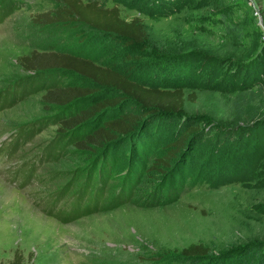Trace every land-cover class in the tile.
I'll list each match as a JSON object with an SVG mask.
<instances>
[{
	"label": "rangeland",
	"instance_id": "obj_1",
	"mask_svg": "<svg viewBox=\"0 0 264 264\" xmlns=\"http://www.w3.org/2000/svg\"><path fill=\"white\" fill-rule=\"evenodd\" d=\"M14 1L18 8L0 22V262L19 249L29 264H194L181 250L203 243L210 255L201 264H244L253 256L257 263L264 244V0H99L119 6L127 20L142 18L143 45L80 22L37 24L33 16L56 4ZM33 51L87 56L149 86L182 87L184 111L146 116L134 138L109 148L79 147L74 138L85 130H66L67 112L46 103L41 87L54 77L83 80L63 72L39 84L19 62ZM133 107L125 100L102 119ZM189 123L200 132L159 175L166 190L184 182L182 195L155 207L121 203L138 164L165 154ZM93 203L75 219L53 211L65 217Z\"/></svg>",
	"mask_w": 264,
	"mask_h": 264
},
{
	"label": "trees",
	"instance_id": "obj_2",
	"mask_svg": "<svg viewBox=\"0 0 264 264\" xmlns=\"http://www.w3.org/2000/svg\"><path fill=\"white\" fill-rule=\"evenodd\" d=\"M56 7L33 16L35 23L66 24L80 22L91 29L101 31L110 37L124 41L128 45L146 44L147 31L141 17L127 20L121 15L119 6L105 7L99 0H52ZM19 3L14 0L1 3V20L17 9ZM20 64L36 75L33 79H39V84L48 81V78L57 73H71L83 80V83H64L52 78L47 84L44 94L46 103L55 104L67 112L63 127L68 131L84 129L82 136L74 138L79 147L109 148L114 143L123 139L134 138L135 131L144 118L152 117H177L184 111L186 97L182 87H155L138 81L130 73H123L114 67L99 64L93 58L72 54L63 51H33L19 58ZM88 82L95 86L87 85ZM108 91H114L117 96L103 97ZM195 100V94L189 96ZM131 101L133 108L128 111H114L105 118L104 112L117 109L124 101ZM86 105L83 106V105ZM138 110L136 111L135 110ZM264 121V120H263ZM199 124H187L174 139L165 144L166 153L155 156L154 160L147 164H138L137 171L132 181L124 187L121 197L126 194L121 203L133 202L143 207H155L165 205L177 200L183 193L185 183L177 181L166 190L164 181L159 180V175L170 169V161L175 159L183 150L192 134H198L201 129ZM54 156V154H52ZM171 171L179 173L174 168ZM145 186V187H144ZM100 194L97 195L99 197ZM96 197V196H95ZM96 197V198H97ZM119 198V197H118ZM98 200V199H97ZM119 203V202H118ZM93 205V207H92ZM87 208L79 206V210L67 213L53 210L54 214L63 219H75L87 214L96 207L93 203ZM181 255L192 260L194 264H201L209 258L210 249L203 243H192L181 250ZM257 256V263L264 264V244L261 254ZM251 262L244 264H253ZM0 264H29L21 250H16L13 258L7 263ZM243 264V263H242Z\"/></svg>",
	"mask_w": 264,
	"mask_h": 264
}]
</instances>
